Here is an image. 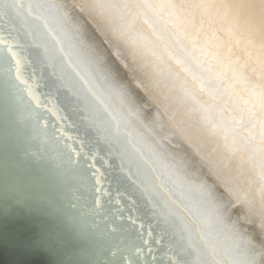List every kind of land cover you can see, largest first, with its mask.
I'll use <instances>...</instances> for the list:
<instances>
[{
	"label": "water",
	"instance_id": "water-1",
	"mask_svg": "<svg viewBox=\"0 0 264 264\" xmlns=\"http://www.w3.org/2000/svg\"><path fill=\"white\" fill-rule=\"evenodd\" d=\"M45 2L65 5L75 20L86 25L90 38L125 84L127 102L138 118L131 119V127L121 125L118 133L110 125L113 143L90 130L74 98L69 69L52 41L43 38L44 21L27 15L28 0H21L25 7L13 0L5 4L0 10V237L16 231L21 242L35 245L49 264H225V259L229 264H264V228L256 221L264 213L254 208L256 192L250 190L247 195L253 196V202L245 200L249 209L244 208L214 173L215 182L207 174L222 156L228 180L230 167L239 177L249 175L244 178L248 184L253 178L258 193L263 192L260 175L252 176L257 167L246 161L242 166L237 149L232 148L235 138L242 146L239 150L250 148V156L256 153L243 139L249 129L243 117L249 119L251 108L242 110L244 116L235 124L232 118L238 108L233 98L224 108L211 98L217 85L224 84L221 78L208 76L186 55L184 46L160 52L162 24L169 32L175 30L173 37L180 40L187 37L185 29L178 30L168 16L149 15L145 22L139 17L101 15L87 7L93 0ZM194 17L188 16L198 26L196 35L206 28L208 32L211 27L199 14ZM10 46L39 107L15 80ZM177 59L189 65L199 80L182 70L178 75L174 67L182 66ZM8 85L15 86L23 98L20 104L14 103ZM201 93L214 103L203 101ZM10 107L14 108V134L9 132ZM57 114L65 117L62 126L71 137L67 145L80 150L79 162L64 140L53 139ZM99 119L108 118L100 113ZM38 120L47 121L48 127ZM77 138L83 142L82 149ZM150 147L176 166L194 186L192 191L165 175ZM206 148L211 152L204 150L205 157L201 150ZM150 181L151 187H146ZM258 196L264 200V193ZM175 216L180 224L172 226ZM243 218L245 225L239 226ZM7 258L0 252V259Z\"/></svg>",
	"mask_w": 264,
	"mask_h": 264
},
{
	"label": "snow or ice",
	"instance_id": "snow-or-ice-1",
	"mask_svg": "<svg viewBox=\"0 0 264 264\" xmlns=\"http://www.w3.org/2000/svg\"><path fill=\"white\" fill-rule=\"evenodd\" d=\"M9 2L10 0H0V10ZM13 2L18 7H25L21 0H13ZM203 6L202 0L201 3H196V0H183L181 4H177L175 0H93L87 7L101 15L109 13L119 15L121 18L128 16L139 17L144 18L145 22H147L149 15L157 18L162 16L178 18L179 11L185 7ZM260 7L264 9V4H261ZM65 9V5L45 2V0H28L26 5L28 16L44 21L45 31L43 38L52 41L58 49L60 59L71 73L74 98L81 105L82 118L85 124L89 126L90 130H95L99 135L103 136L109 143L116 142L115 137L110 132V125L114 126L115 131L118 133L121 125L131 127V119L133 117L138 118V113L128 104L125 84L120 80L117 71L109 64L103 51L97 46L96 41L90 38L86 25L79 20H75ZM0 14H2V11H0ZM101 43L106 45L107 41L101 40ZM191 43L192 50L185 49L186 55L204 71L211 72V62L205 67L204 61L199 56L192 55V51H197L207 58L209 56L208 50L206 48H198L194 37L191 38ZM37 46L39 47V45ZM9 52L16 63L15 80L25 86V95L35 101V106L39 107V101L32 91L31 83L24 80L21 76L20 61L16 57L14 48L10 46ZM211 55L212 60H216L215 54ZM176 63L182 65L181 70L194 81L199 80L198 75L192 71L189 65H185L184 61L177 59ZM216 75L219 74L217 73ZM137 87H139L138 84ZM200 87L203 90V83L200 84ZM7 90L15 104L22 102L23 98L18 94L15 86L8 85ZM100 113H103L108 119L101 121L99 119ZM56 118L59 120V124L53 127V139L57 142L64 140L65 145L71 147L67 145V141L71 137L66 136L62 126L65 117H60L57 114ZM37 122L41 123L45 128L48 127L47 121L38 120ZM14 123V108L10 107V134H14ZM128 137L129 141H131V132L128 133ZM77 142L82 149L84 146L83 142L79 138H77ZM149 151L152 152L156 163L164 169L165 175L172 178L177 185L185 186L189 191L193 190L194 186L177 170L175 165L170 164L155 149L150 147ZM71 152L76 162H79L80 150L71 147ZM94 163V159L91 160L88 167L92 168ZM4 214L7 216L5 211ZM0 252L8 257L7 259H0V264H49V260L43 258V255L35 245L21 242L16 231L12 233L6 231L0 237Z\"/></svg>",
	"mask_w": 264,
	"mask_h": 264
},
{
	"label": "bare ground",
	"instance_id": "bare-ground-1",
	"mask_svg": "<svg viewBox=\"0 0 264 264\" xmlns=\"http://www.w3.org/2000/svg\"><path fill=\"white\" fill-rule=\"evenodd\" d=\"M175 2L181 4L183 0H175ZM196 3H201V0H196ZM202 3L204 5L203 7L183 8L179 11L178 18L167 17V19L172 20L170 22L174 26L179 28L178 30L183 31V29H185V35L187 37H182L183 40H180L178 37H173L176 35V31L170 29L171 31L169 32L168 26L162 24L159 27V31L164 37H159L157 41L160 46V52L165 53L168 49L172 50L180 46H184L185 49L191 51V38L193 37L195 38V43L198 48H206L208 50L209 56L207 58L197 51H192V55L199 56V58L204 61L205 67L211 62L212 71L205 72L211 78L217 77L224 81L223 85L221 82L217 85L216 91L213 93V96L211 95V98L224 104L222 108H224L226 104L232 103L231 99L233 98L234 103L239 109L235 110L232 118L235 124L237 120L244 116L243 112H247L251 108V112L247 113L249 119L243 117L244 121H248L247 127L249 128L248 130L245 129L247 132L243 135V139L254 148L256 153L250 156V148H248L246 152H242L239 150V147L242 148V146L237 145L235 142L236 139L231 137L234 143L232 148L237 149L239 161L242 162V166L245 167L243 161H246L248 166L257 167V169L253 171L254 175L252 174V176L255 178L256 175H260L258 179L264 181V9L260 7L261 4H264V0H202ZM193 10L195 11L194 15L198 13L200 19L211 27L208 32L207 28L205 29L207 33H204V31L203 34L199 36L196 35L199 31L197 29L198 26L192 19L188 18V16L191 15L194 17ZM195 20L198 22L197 17ZM156 22L158 21L156 20ZM198 25L201 26L200 24ZM19 26H21L20 23H18V27ZM199 29L201 30V28ZM17 30H19V28H17ZM154 38L155 37L151 38V40L153 41ZM211 54H215L216 60H212ZM171 61L173 62V59ZM174 68L178 75L181 74L179 71L181 70L180 68H176V66ZM195 70H198V68L195 67ZM217 73L219 75H216ZM225 73L226 77L224 76ZM207 90L210 93L211 89ZM201 97V99L209 105L214 103L210 99H207L203 93H201ZM216 118L218 117L216 116ZM104 145L107 146L105 142ZM97 147H99V145H97ZM107 149H109L108 146L106 150ZM204 150H206L207 153L211 152L209 148L202 149L201 154L205 157L208 155L204 153ZM107 153L111 155L110 151H107ZM214 155L215 153L212 154V158ZM218 158L217 162L213 161L214 165L211 166L214 168L213 172H208L207 174L215 182L217 180L213 176L214 173L215 176L220 179L218 182L227 188L228 191L234 192L242 201L244 208H248L245 200L250 199V201H252L253 197L251 194L250 197L247 194L251 193V191H255L258 199H256L257 203L254 208L258 207V209L264 213V200L258 196L262 195L264 190L259 194V189L255 187V180L253 178L248 184L247 180L244 178H249V175L243 174L239 177L234 169L232 170L230 167H227L231 172L230 179L228 180V176H225L223 173L226 167L223 165V162H220L222 156H218ZM249 158H251V160H249ZM117 159L119 161L118 157ZM237 169L241 172H245L244 168L239 167ZM151 184L152 181L145 183V186L151 187ZM222 191L226 193L225 190L222 189ZM185 199L190 201L193 200L192 197ZM218 205H216V207ZM175 210L177 211L176 208ZM171 212L175 214L174 211L171 210ZM175 219L176 216L172 220V226H174L175 223H179L176 222ZM263 219L257 217L256 221L264 228ZM224 220L226 219H223L222 222H224ZM242 223L245 225L244 218L239 223V226L242 225ZM228 261V259H225V264H229Z\"/></svg>",
	"mask_w": 264,
	"mask_h": 264
}]
</instances>
